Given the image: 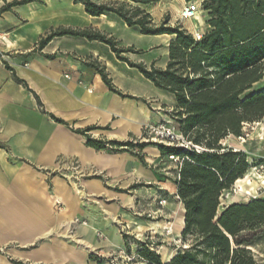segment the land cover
Segmentation results:
<instances>
[{
  "label": "crops",
  "instance_id": "obj_1",
  "mask_svg": "<svg viewBox=\"0 0 264 264\" xmlns=\"http://www.w3.org/2000/svg\"><path fill=\"white\" fill-rule=\"evenodd\" d=\"M12 1L0 0V9ZM180 2L172 5V25L203 35L209 27L205 2L198 19L182 18ZM55 3L65 8L53 9ZM118 25L129 27L113 16L88 15L74 0H34L0 12V264H100L127 250L126 235L145 213L178 212L184 225L172 152L138 141L145 125L173 119L176 95L99 40L62 35L39 46L52 29L111 36ZM149 36L159 37L165 49L162 63L155 57L146 64L139 50L122 55L165 69L176 35ZM89 139L132 145L101 149ZM248 140L241 146L229 136L226 143L249 158H264V137ZM74 159L81 169L72 179Z\"/></svg>",
  "mask_w": 264,
  "mask_h": 264
},
{
  "label": "trees",
  "instance_id": "obj_2",
  "mask_svg": "<svg viewBox=\"0 0 264 264\" xmlns=\"http://www.w3.org/2000/svg\"><path fill=\"white\" fill-rule=\"evenodd\" d=\"M32 1L14 0L0 12ZM74 1L82 3L88 15H114L142 34L176 35L165 69L130 61L122 54L139 51L119 47L114 38L100 31L61 27L52 29L39 42L42 47L56 36L73 35L109 45L120 60L176 95L178 109L173 118L184 136L201 147L198 151L161 145L184 157L176 181L185 210L184 247L163 261L160 253L143 243L138 255L147 264H263L252 247L258 246L264 234V198L223 205L221 197L250 168L247 154L234 150L225 140L242 135L245 123L264 118V84L252 90L254 83L264 79V0H207L204 9L209 27L199 40L182 25H171L169 15L155 23L139 6L126 8L119 1ZM89 143L113 150L132 145L96 139H89Z\"/></svg>",
  "mask_w": 264,
  "mask_h": 264
},
{
  "label": "rangeland",
  "instance_id": "obj_3",
  "mask_svg": "<svg viewBox=\"0 0 264 264\" xmlns=\"http://www.w3.org/2000/svg\"><path fill=\"white\" fill-rule=\"evenodd\" d=\"M95 1L97 2L119 1L125 3L126 8L139 6L142 9L146 10L147 12L150 11L152 13L153 15L152 18L155 23H160L164 19V17H166V15H169L170 24L172 25V23H174L172 21L173 18L172 14L175 13L172 5H174L178 0H150V2L148 3H137L134 2L133 0H95ZM52 5H53V9H58L62 7L63 9L65 8L63 3L62 4L55 3ZM167 9L168 12H166ZM112 16L116 17L114 15ZM101 28L104 32L108 31L105 25L104 26L102 25ZM111 32H113L114 34L111 36H108L107 34L105 35L114 38L117 41V45H120L121 47H125V46L137 47L138 48L137 50L140 51L138 56H140L142 60L146 62V64L151 65L152 60H154L155 57L158 60V63L163 62L165 49L160 46L159 37L140 35L138 33L139 31L136 30L135 27L122 28V26L120 25L115 26L113 28V31L111 30ZM139 35L141 38L138 37ZM155 45H159L158 48L151 50V48L155 47ZM257 122H261L262 126H255L254 130H251L250 127L248 126L246 128L248 129V131H250V137H257L258 135L264 137V118ZM248 142L249 140H247V143H241L239 141L241 146L242 145L246 146ZM230 147L233 148V146ZM237 150H241V149H237ZM248 160L250 162V168H251V166H253L254 164L258 163L261 160H264V158L259 160L256 157L255 159H253V157L250 158L248 157ZM260 173H264V171H260ZM245 175H243L241 178H245ZM238 180L234 184V186L237 187V192L233 193L229 198L225 200L226 204H230L234 202H247L251 198H253L254 195L257 196V198L258 197L264 198V183L261 182L257 184L241 183V185L244 187V191L246 190L249 192L248 194L245 192H240L239 189L240 183ZM177 216H178V212L175 215L168 217L165 213L163 214L145 213V216L143 217L140 224L146 225L149 222L153 221V222H161L162 226L159 227L158 229L144 228L142 231H138V230L134 231L135 227H133V231H131L132 229H130L131 232H128L129 234L126 235L127 244L129 246V252L126 250L122 253L121 252L114 253L110 255L109 258L100 261V264H147V262H145L138 255V251L139 249L142 248L143 243H146L152 250L160 253L163 261H167L169 255H171L172 253L175 254L179 249L184 247L181 238L183 225L180 223ZM127 231H129V229ZM252 249L256 258L261 263L264 264V234L260 236L258 246L252 247Z\"/></svg>",
  "mask_w": 264,
  "mask_h": 264
},
{
  "label": "built area",
  "instance_id": "obj_4",
  "mask_svg": "<svg viewBox=\"0 0 264 264\" xmlns=\"http://www.w3.org/2000/svg\"><path fill=\"white\" fill-rule=\"evenodd\" d=\"M206 0H181L183 3L181 9V17L184 19H196L197 15L200 11H202L203 3ZM196 40L201 39L202 34L200 31H195L193 33ZM3 38L2 33L0 32V39ZM260 122H252V123H245L243 126V134L238 137V140L241 143H246L250 137V131H248L247 126L250 127L251 130L255 129V126H258ZM140 142H155L165 146H171L175 148H183V149H190V147H194L196 150H201L199 145L192 144L184 134L181 132L179 124L173 118L172 120H164L158 123H153L149 125H145L143 127V132L141 136L138 138ZM234 148V147H233ZM234 150H237L234 148ZM169 159L174 161L177 164V169L181 166L182 161L184 159L183 156H179L177 154H170ZM251 168L255 169L256 171H264V160L259 161L258 163L251 166ZM81 165L77 160H71L70 162V178L74 179L77 177V174L80 173ZM237 192V187L233 186L230 190L225 191L221 197V203L224 204L225 200L229 198L233 193ZM257 196H253L256 198ZM179 198V196H178ZM165 201H160V204L163 205ZM74 223H85L80 219H75Z\"/></svg>",
  "mask_w": 264,
  "mask_h": 264
},
{
  "label": "bare ground",
  "instance_id": "obj_5",
  "mask_svg": "<svg viewBox=\"0 0 264 264\" xmlns=\"http://www.w3.org/2000/svg\"><path fill=\"white\" fill-rule=\"evenodd\" d=\"M198 2L200 1V0H197ZM175 2V1H174ZM177 2V1H176ZM181 3V2H180ZM201 12L202 11H200L199 13H198V15H197V17L201 14ZM180 13V12H179ZM203 13V12H202ZM157 14V13H156ZM178 14V13H177ZM198 19V18H197ZM199 29V28H198ZM258 126H262V123L260 122V123H258ZM239 183H240V185H239V189H240V192H245V193H248L249 194V192L248 191H244V187L241 185V183H245V184H252V183H259V182H261V183H264V173H260V172H258V171H256L255 169H253V168H250L248 171H247V173H246V175H245V178H240L239 180ZM226 204V202L223 204V205H225ZM162 226V223L161 222H149L148 224H146V225H139V226H137L135 229L136 230H138V231H142L144 228H152V229H158L159 227H161ZM174 255V253H172L171 255H169L168 256V258H167V260H169V259H171L172 258V256ZM78 258V257H77ZM163 258H164V256H163ZM80 259V258H79ZM81 264V263H80ZM86 264V263H85Z\"/></svg>",
  "mask_w": 264,
  "mask_h": 264
}]
</instances>
